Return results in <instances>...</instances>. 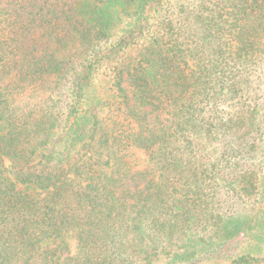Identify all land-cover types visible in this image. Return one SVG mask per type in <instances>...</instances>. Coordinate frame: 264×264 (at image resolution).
<instances>
[{
    "label": "trees",
    "instance_id": "obj_1",
    "mask_svg": "<svg viewBox=\"0 0 264 264\" xmlns=\"http://www.w3.org/2000/svg\"><path fill=\"white\" fill-rule=\"evenodd\" d=\"M0 264H264V0H0Z\"/></svg>",
    "mask_w": 264,
    "mask_h": 264
}]
</instances>
